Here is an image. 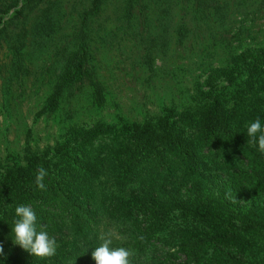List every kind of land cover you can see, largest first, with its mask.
Instances as JSON below:
<instances>
[{"label": "trees", "instance_id": "obj_1", "mask_svg": "<svg viewBox=\"0 0 264 264\" xmlns=\"http://www.w3.org/2000/svg\"><path fill=\"white\" fill-rule=\"evenodd\" d=\"M34 1L24 0L8 21L28 16ZM129 1L125 11L132 18L135 0ZM59 2L48 4L52 9ZM240 2L191 0V9L183 11L184 22L193 13L194 20L209 23L213 45L227 50L221 67L197 86L191 108L179 113L168 109L160 118L134 123L108 143H102L107 127L78 126L70 134L79 145H64L62 158L25 157L23 163L0 167V264H95L92 251L109 231L119 237L113 247L135 251L133 264H240L237 257L241 264H264V257H253L247 247L251 235L263 231L264 215L251 219L233 210L227 196L264 199V152L247 137V126L257 117L264 125V108L258 104L264 95V45L253 41L233 52L235 44L247 41L248 30L229 35L235 25L226 21L232 6L242 19L263 18L264 0H257L252 11L241 10ZM138 15L146 18L145 12ZM182 19L174 29L182 31ZM89 31L88 26L82 30L56 75L46 104L52 113L76 84L91 88L96 102H103L104 86L87 67ZM150 39H141L148 65L154 59ZM13 53L17 61L19 48ZM71 115L69 111L67 118ZM39 167L48 173L46 190L36 186ZM19 205H31L38 231L56 239L54 256L34 257L14 244Z\"/></svg>", "mask_w": 264, "mask_h": 264}, {"label": "rangeland", "instance_id": "obj_2", "mask_svg": "<svg viewBox=\"0 0 264 264\" xmlns=\"http://www.w3.org/2000/svg\"><path fill=\"white\" fill-rule=\"evenodd\" d=\"M49 1L35 0L27 7L33 10L28 16L9 22L24 0H0V167L23 163L25 157L47 162L62 158L64 145L78 147L70 134L78 126L86 130L95 125L107 127L110 131L102 136V143H108L134 123L160 118L168 109L185 111L194 105L197 86L213 76L227 55L221 44L213 45L216 41L209 23L194 20L193 13L184 22L183 11L191 9V0L187 4L135 0L132 18L125 11L129 0H100L99 5L98 0H60L55 4L58 8L52 9ZM241 1V10L256 8L257 0ZM233 9L226 21L235 26L228 34L247 29L249 37L235 44L233 52L246 49L253 41L264 45V17L242 19ZM140 12H145V19H140ZM181 19L182 31L174 29ZM166 22H170L168 27L163 26ZM86 26L90 27L91 54L87 67L104 86L103 102H96L91 88L76 84L67 89L60 109L52 113L47 102L56 75ZM148 35L154 53L151 65L145 63L141 45ZM15 47L21 53L17 61ZM258 104L264 108V95ZM69 111L71 119L67 118ZM227 196L233 210L251 219L254 214L264 215L263 198L231 192ZM247 247L253 257H264V229L251 235ZM237 258L241 264L242 258Z\"/></svg>", "mask_w": 264, "mask_h": 264}, {"label": "clouds", "instance_id": "obj_3", "mask_svg": "<svg viewBox=\"0 0 264 264\" xmlns=\"http://www.w3.org/2000/svg\"><path fill=\"white\" fill-rule=\"evenodd\" d=\"M247 137L252 143H258L259 150L264 152V125L259 117L247 126ZM48 175L43 167H39L36 175V186L40 190H46L44 179ZM18 217L12 227L14 244L19 245L32 256L38 258H49L55 255L57 241L50 237L47 231L37 229V214L31 205H19L15 208ZM114 238L119 237L109 231L99 237L101 243L92 251V259L95 264H133L135 251L119 246L113 247ZM142 239V238H141ZM3 247L0 246V254Z\"/></svg>", "mask_w": 264, "mask_h": 264}]
</instances>
